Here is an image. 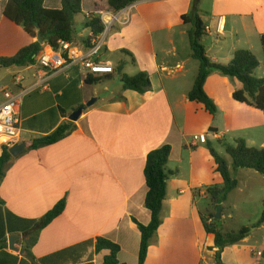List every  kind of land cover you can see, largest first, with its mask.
Instances as JSON below:
<instances>
[{
	"label": "crops",
	"instance_id": "obj_1",
	"mask_svg": "<svg viewBox=\"0 0 264 264\" xmlns=\"http://www.w3.org/2000/svg\"><path fill=\"white\" fill-rule=\"evenodd\" d=\"M61 1L46 0L45 7L59 9ZM202 1L144 0L118 12V22L103 35V49L121 56L120 63L115 67L102 52L90 60L112 66V74H91L82 65L80 56L86 52L85 43L91 37L85 27L88 38L81 36L83 45L74 40L69 50L71 56L80 58L64 70L44 76L43 89L37 88L42 77L38 64L6 69L16 72L2 92L0 105L6 90L26 92L17 117L20 141L14 145L26 144V148L17 158L12 157L0 184V225L6 229L7 239L6 247L0 245V264H103L110 252L96 251L101 238L120 247L118 259L122 264H138L141 234L133 220L143 225L151 221L145 207L146 159L151 151L164 145L172 147L168 170L173 175L167 184L162 224L150 243L145 264H217L214 237L205 232L201 217L208 223L211 219L202 215L198 205L200 200L210 198L209 188L224 182L215 159L202 145L209 142L210 133L215 139H220L222 133L214 126L215 117L203 105L188 100L191 89L178 84L180 76H172L170 70L176 64V70L182 73L194 61L192 52L179 60L174 39L189 37L192 29L187 30L186 26L192 23H185L183 16L190 17L195 9L199 14L197 6L201 7ZM6 2L0 0L1 37L4 31L10 32L11 22L3 15ZM106 7V1L94 0L89 9L85 0L82 2L86 15ZM208 10H199L208 14L207 21L199 16L206 25V34L216 38L210 48L202 42L212 63L227 65L239 50L235 45L224 50L226 32L230 30L232 39L236 35L235 28L227 30L230 19L243 29H248L251 21L260 40L264 35V0H211ZM26 35L29 40L20 47L10 40V47L15 45L14 53L6 56L12 57L37 41ZM42 46L44 51L48 48ZM122 50L129 51L136 61L133 64L130 60L133 68L129 76L148 73L151 91L139 94L124 90L116 71L125 64L122 57H128ZM170 56L177 59L175 63L168 61ZM116 73L120 76L118 84L114 88L103 86L116 83ZM216 73L209 76L206 92L210 79L217 85L229 83ZM88 78L107 80L88 84ZM98 86H103L104 92H112L106 97L90 95ZM232 95L230 92L229 97ZM80 108L84 110L78 121H70ZM253 111L264 125L263 113ZM65 122H72L75 129L64 140L38 150L29 149L34 140L52 134ZM198 136L203 138L202 143L195 139ZM4 146L7 145L0 144V157ZM63 199L64 213L44 229L35 230L33 222L41 220ZM228 214H223L222 220L230 218ZM11 234L20 236L15 245L19 251L9 248ZM222 262L264 264V223L241 243L226 247Z\"/></svg>",
	"mask_w": 264,
	"mask_h": 264
},
{
	"label": "trees",
	"instance_id": "obj_2",
	"mask_svg": "<svg viewBox=\"0 0 264 264\" xmlns=\"http://www.w3.org/2000/svg\"><path fill=\"white\" fill-rule=\"evenodd\" d=\"M106 1V8L96 9L116 14L126 8L144 1V0H99ZM46 0H7L3 15L11 23L22 27L26 34L32 39L42 38L44 44L59 50L60 43L74 42V19L76 16L84 15L86 22L84 27L89 29L92 37H99L106 32V26L95 14H84L82 8L83 0H62L59 9H50L45 7ZM185 23H192L194 28L189 32L192 57L199 61L200 69L192 90L188 94V100L201 104L212 115L218 112L214 100L205 90L206 82L214 71L221 72L224 76L238 80L242 84V89L233 93L234 101L246 104L261 111L264 115V78L255 77V71L260 66L257 57L246 49L237 50L233 59L227 65L212 63L207 57L206 47L202 40L206 34V25L200 18L196 9L193 11V18L183 16ZM261 45L264 52V35L261 37ZM88 49L91 47L90 39L85 43ZM43 46L37 41L21 49L12 57H0V69H9L13 67L24 68L37 64L38 57L43 53ZM103 51V48H102ZM101 51V52H102ZM122 54L127 55L133 64H136L134 56L127 50H122ZM63 57L69 61L68 52L63 53ZM123 64L116 71L121 75V82L124 90H131L139 94H145L152 89L150 75L146 72H139L136 76L130 77L122 75ZM107 79L88 78V84H97ZM72 122H65L60 125L52 134L33 141L30 150H38L43 147L51 146L64 140L72 130ZM209 151L215 159L217 171L223 178V186H213L208 189V196L211 204L217 209L227 199L228 195L239 187V182L232 178L229 164L221 158L216 151L209 146ZM227 154L232 158L233 171L236 173L241 169L252 170L264 175V147L256 148L248 145L244 139H238L235 145H227ZM172 153L170 145H164L151 151L146 159L144 178L147 187L145 198V207L151 214V221L148 225H143L133 220L141 234V244L138 255V264H145L148 257L150 243L161 227V214L164 203L167 199V184L173 175L168 170V163ZM12 156L7 146L3 147V153L0 157V184L5 177V169ZM3 201L0 199V207ZM66 209V200L58 202L41 220L33 222L34 229L40 231L60 217ZM211 222L208 223L201 217L204 230L207 234L214 237V249H216L217 264H223L222 252L226 247L237 245L246 239L249 234L264 223V211L261 218L252 227H243L238 231L224 232L216 225L215 214H211ZM15 231V230H14ZM12 231V232H14ZM35 242V240H34ZM6 229L0 225V245L6 247ZM108 250L110 254L105 258L103 264H122L118 255L120 247L106 239H98L96 251Z\"/></svg>",
	"mask_w": 264,
	"mask_h": 264
},
{
	"label": "rangeland",
	"instance_id": "obj_3",
	"mask_svg": "<svg viewBox=\"0 0 264 264\" xmlns=\"http://www.w3.org/2000/svg\"><path fill=\"white\" fill-rule=\"evenodd\" d=\"M197 5V4H196ZM211 0H203L202 6L198 7V12L200 16L205 19V16H208L207 13L199 11L200 8L204 9L208 12L210 9ZM94 6V0H85V7L91 8ZM193 11L189 14L190 17L193 18ZM86 17L84 16H76L74 19V40L77 45H83V39L81 36L83 35L85 39L88 38L89 32L84 31V22H86ZM207 21V20H206ZM249 21V20H248ZM10 24V32L4 31L2 36H0V57H10L6 55H11L14 53V44L10 47V40H15L18 42V46L24 45L29 40V37L25 34L24 29L22 27H18L12 23ZM250 25L248 29L241 28L238 22H234V19H230L228 22V29L235 28L236 35H234L233 39L231 34H229L230 30L226 32V39H223L224 50L226 51L232 45H235L237 49H246L250 50L260 62V66L255 71V77L258 79L264 78V52L261 45V40L258 34H256L255 29L252 26V22L249 21ZM232 27V28H231ZM193 24L187 25L186 29H193ZM1 34V33H0ZM178 36V35H177ZM6 38H8L6 40ZM216 40L215 37H209L205 35L203 37L202 42L208 47H211V43ZM233 40V41H232ZM233 42V43H232ZM175 47L179 49V60H182L186 53H191V46L189 37L186 36L184 40L180 38L174 39ZM173 47V46H172ZM160 52V50H158ZM11 53V54H10ZM105 59H109L112 61L113 65L116 67L120 62L121 56L116 54H109L103 49L101 53ZM163 56L160 55V61H163ZM122 60L125 61V68L122 75L129 76V71L133 68L130 63V58L123 56ZM176 58L170 56L168 60L170 63H175ZM128 61V62H127ZM127 62V63H126ZM176 64H173L170 70L172 71V76H180L178 80V84L184 85L185 90H192L195 80L198 76L200 63L195 60L192 61L190 66H186L182 73L178 72L175 68ZM16 70L7 71L6 69H2L0 71V102L2 100V92L6 87L10 85L12 80L14 79V74ZM215 72V71H214ZM217 77L221 80L228 79V84H220L217 85L214 83V79H210L207 83L206 89L207 92L213 97L215 104L217 105L218 112L214 116V126L220 129L221 137L220 139H215L213 134L210 133L209 142L202 143V139L200 136L195 139L199 140L203 146L208 148L209 146L213 148L214 151L218 153V155L223 158L228 164L229 169L233 179L238 180L239 187L233 190L229 195L228 199L222 203L221 206V218H217L218 208L211 204L210 199H202L199 202L198 209L202 212V215L215 214V223L218 228L222 229L224 232H232L238 231L243 227H252L257 221L261 218L264 211V175H261L252 170L241 169L238 172L233 171V161L232 158L227 154L226 147L227 145H235L238 139H244L247 141L248 145L251 147L262 148L264 144V125L258 121V116L254 114L255 108L246 104L237 103L229 97L230 92H235L239 88L242 87V84L233 78L224 76L221 72L217 71ZM185 77H182V76ZM114 80L116 83H105L103 86H110V88H114L116 84H118L120 76L116 73L114 76ZM98 86L96 89H93L89 92L90 95L95 94L99 97H106L110 95V92L103 90L104 87ZM190 90V91H191ZM211 97V98H212ZM95 99V96L91 98V103ZM254 108V109H253ZM260 114V113H258ZM261 115V114H260ZM263 118V117H262ZM258 125L254 126L255 123ZM222 185H213V186H223ZM207 210H209L207 212ZM208 213V214H207ZM229 213V214H228ZM223 214H228L230 218L222 220Z\"/></svg>",
	"mask_w": 264,
	"mask_h": 264
},
{
	"label": "built area",
	"instance_id": "obj_4",
	"mask_svg": "<svg viewBox=\"0 0 264 264\" xmlns=\"http://www.w3.org/2000/svg\"><path fill=\"white\" fill-rule=\"evenodd\" d=\"M98 17L102 20L106 26V31L110 30L112 26L118 22L117 13H108L105 11H98L96 13ZM208 32L211 30L207 29ZM222 32V27L219 22L217 27V33ZM104 35V34H103ZM103 35L99 37H90L91 47L83 52L80 57H82L81 63L86 68L89 69L91 74L95 75H105L114 73L112 66L103 64H94L90 60L97 57L104 46ZM61 48L57 51L48 46V48L43 51V53L38 57L37 64L41 68L42 77L39 79V84L37 88H44L45 81L44 76H49L50 74L64 70L66 67L70 66L74 61H77L80 57L75 55L71 56L69 50L71 44L66 42L60 43ZM68 52L69 61L63 57V53ZM18 83L21 79L16 80ZM26 92L14 93L11 90H6L4 92V102L0 105V144L7 146H14L20 141V130L18 128V113L22 105V101Z\"/></svg>",
	"mask_w": 264,
	"mask_h": 264
},
{
	"label": "water",
	"instance_id": "obj_5",
	"mask_svg": "<svg viewBox=\"0 0 264 264\" xmlns=\"http://www.w3.org/2000/svg\"><path fill=\"white\" fill-rule=\"evenodd\" d=\"M37 42L40 43L41 45L44 44V41L42 40V38L40 36L37 37ZM90 106V104H89ZM83 108L78 109L77 111H75L69 118L70 121L72 122H76L78 121V119L80 118V116L83 114ZM26 148V144H19L17 146H14L12 148L9 149V153L12 157L17 158L22 152L23 150ZM217 218H221V208H218V214H217ZM20 240V236L18 234H11L8 237V245L9 248L11 250L14 251H19V249L15 246L17 241Z\"/></svg>",
	"mask_w": 264,
	"mask_h": 264
}]
</instances>
